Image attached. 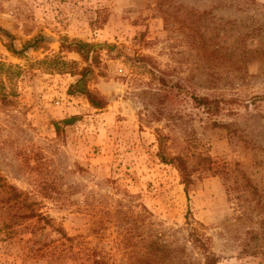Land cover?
Wrapping results in <instances>:
<instances>
[{"label":"rangeland","instance_id":"rangeland-1","mask_svg":"<svg viewBox=\"0 0 264 264\" xmlns=\"http://www.w3.org/2000/svg\"><path fill=\"white\" fill-rule=\"evenodd\" d=\"M0 26L44 37L0 38V264H264V0H0ZM87 67L103 109L68 94Z\"/></svg>","mask_w":264,"mask_h":264},{"label":"trees","instance_id":"trees-1","mask_svg":"<svg viewBox=\"0 0 264 264\" xmlns=\"http://www.w3.org/2000/svg\"><path fill=\"white\" fill-rule=\"evenodd\" d=\"M0 38H3L5 41V47L15 55H23L30 49H37L39 48L40 44L44 42V37L39 36L30 40L24 44L22 49H17L15 45L16 38L12 35L9 31L4 29L0 26ZM96 46L82 42V41H75L71 45L67 46L70 51H75L79 53L86 62H89L92 59H96L97 61V52L94 50ZM56 63L60 65L59 71H63L65 69H69V67L74 66V64H69L64 60L57 59ZM96 63V62H95ZM93 70L90 67L83 68L81 71L77 73L79 76L78 80L71 84L68 90V94L70 96H84L89 103L96 109H103L106 106L105 100L99 97L96 93L92 92L88 88V83L90 81L91 75ZM195 102L199 106H206L210 109V102L205 98H198L194 96ZM72 120H64L65 124H71ZM57 129H59V124H57ZM164 159V156H162ZM177 161H181L179 164V171L183 177L184 183L186 184L187 188L191 183V176L188 171V166H186L183 159L178 158ZM207 264H218L217 260L214 257H209Z\"/></svg>","mask_w":264,"mask_h":264}]
</instances>
